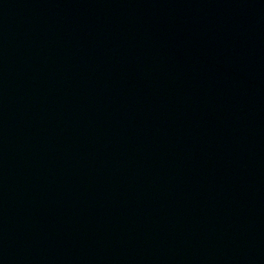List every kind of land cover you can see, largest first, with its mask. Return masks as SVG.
<instances>
[{
    "label": "water",
    "instance_id": "obj_1",
    "mask_svg": "<svg viewBox=\"0 0 264 264\" xmlns=\"http://www.w3.org/2000/svg\"><path fill=\"white\" fill-rule=\"evenodd\" d=\"M0 264H264L203 207L0 100Z\"/></svg>",
    "mask_w": 264,
    "mask_h": 264
}]
</instances>
